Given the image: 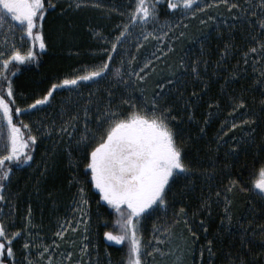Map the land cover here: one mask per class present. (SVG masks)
Returning a JSON list of instances; mask_svg holds the SVG:
<instances>
[{
  "label": "snow or ice",
  "instance_id": "1",
  "mask_svg": "<svg viewBox=\"0 0 264 264\" xmlns=\"http://www.w3.org/2000/svg\"><path fill=\"white\" fill-rule=\"evenodd\" d=\"M158 4L159 0H134L126 20L114 25L108 34L93 28L92 34L100 43V47L95 49L100 54L99 62L83 66L82 71L74 70L66 74L22 109L15 101L13 76L20 63L34 61L39 55L37 49L46 48L42 22L45 13L53 9L55 3L54 0H0V29L13 38L18 31L19 39L29 42L24 50L16 46L14 39L5 40L8 51L0 48V139L3 140L4 149V154H0V201L6 200L12 167L19 168L32 160L31 147L37 140L29 125L20 121L19 117L29 110H39V106L50 104L54 90L66 86H74L70 90H77L81 86L80 82L99 83L104 78L111 79L109 73H114L120 78L118 83L125 86V94L118 101L113 103L114 93L112 89H106L105 96L95 102L93 112L90 105L94 93L90 92L83 108L73 112L56 129L72 138L71 130L77 124L82 126L75 140L76 148L83 152V166L90 171V183L98 190L99 200L106 202L116 215L114 224L118 230H106L103 236L117 244L128 241L126 264H146L147 257L153 253L165 254L158 245H163L173 235L170 231L172 225L183 221L188 237L181 234L184 245L181 252L192 255V264H217V244L223 243L225 234L231 239L223 252L222 264H264V0H165L166 8L171 10L169 15L177 14V20L162 26L157 24L155 30H145L137 36L134 45L136 49L149 37L157 40L158 45L164 44V47L157 46L150 57L141 58L134 67L137 57L127 51L132 28L137 24L143 26L159 21ZM89 5L101 7L99 0H72L68 7L79 9ZM220 5L224 6V12L210 14L200 20L201 24L212 20L217 37L227 32L222 46L217 47L215 60H211V51L205 47L211 39L209 33L192 38L199 42L200 55L187 63L181 57L175 68L169 65L168 75L160 76L151 94L146 95L148 80L155 72L153 61L174 49L173 44L165 43L168 31L181 27L182 21L196 18L198 13L219 8ZM238 26L242 38L248 41L244 47L235 43L234 33ZM183 27L186 28L187 24H183ZM184 36L185 33L181 31L171 39ZM238 49V58L229 65L228 62ZM117 58L119 66H116ZM210 63L213 64L211 74ZM125 64L129 70L127 75L121 71ZM221 72L224 73L222 76ZM249 73L250 82L244 84ZM189 76L193 86L186 97ZM218 76L222 79L219 90L228 107L224 119L220 121L216 151L225 143L227 148L223 158L208 157L207 163H202V157L193 159L184 152V141L187 138H181L171 122L183 119L184 116L195 120L194 109L204 98L203 94L209 93L212 79ZM130 80L133 81L132 85ZM237 84V87H233ZM129 87L139 89L141 103L138 104L127 94ZM204 103L207 111L202 116L203 122L198 125L200 134H204L205 126L220 111L219 98L209 94ZM120 105H126L127 110H122ZM14 116L18 122H14ZM93 122L95 129L91 127ZM228 132H232V135L225 140ZM249 152L258 157V167L253 172L254 178L246 184L239 174L234 176L230 169L234 162H238L237 157ZM196 181L202 185L216 183L219 186L215 190L208 187L207 195H201L199 205L192 215L203 212L205 216L211 217L213 204L220 209L219 226L212 235L208 233L204 217H200L199 227L205 233V240L198 250L189 243V238L192 243L198 241V233L191 227L186 209L183 206L178 209L175 207L178 201L177 193L173 190L177 184L184 190H193ZM237 192L246 194L243 201L245 211L241 215L234 214ZM73 203V211L78 212L79 218L61 221L55 236L63 239L66 232L79 229V252L91 259L89 244L86 242L90 230L88 200L83 186L78 187ZM169 208L173 209L174 216L171 224L153 225L154 235L151 240L156 243L145 244L138 234L141 218L160 211L167 212ZM30 213L29 208L28 216L25 217L29 223L25 224V228L29 227ZM21 235L20 229L10 230L5 218L0 217V264H21L12 246L13 240ZM51 243L58 247V240ZM22 247L23 264H40V260L52 264L53 256L45 255L49 253L48 245L42 242L38 245L37 241L25 238ZM31 248H38L39 259H33ZM71 257L72 252L68 251L60 264H65ZM73 264H82V260L77 259ZM175 264H185L183 254L177 257Z\"/></svg>",
  "mask_w": 264,
  "mask_h": 264
},
{
  "label": "trees",
  "instance_id": "2",
  "mask_svg": "<svg viewBox=\"0 0 264 264\" xmlns=\"http://www.w3.org/2000/svg\"><path fill=\"white\" fill-rule=\"evenodd\" d=\"M108 1L111 2V6L113 5L115 7L124 6V3L129 4V9L134 6V0ZM158 9L159 21L156 23L150 22L143 26L137 24L132 29H141L145 31V28L155 27L157 24L166 23V21L176 22L177 18L174 19L172 14L169 15L170 10L166 8V4L159 2ZM128 10L122 16V21L128 16ZM222 10L224 12V7H222ZM50 13L55 17L52 20L48 18ZM56 13V9H49L44 17V25L46 26L44 33H47V36L50 37L49 43L51 42V52L37 49L39 52L37 58L34 61L20 63L13 76L15 101L22 109H24L26 104L31 103L33 99L46 92L52 83L63 79L62 75L71 73V70L74 69L77 64L81 66L84 64L82 62H86V59H88L85 58L86 50L82 48L84 47V40H86V37L88 38L89 35L84 32V24L89 21L91 24H94V26H97L99 22L103 21L106 25V19L101 17L102 15L99 18L98 16H94V14L88 15L86 13H79V15H77L71 11L60 16H57ZM225 16H227V13H225ZM205 18L206 15L204 13L198 15L196 18H188L181 22V27L179 28L187 33L191 32L188 31L191 29V21L193 20L195 22L194 24L199 28L203 26H199L200 20ZM46 20L48 22H46ZM207 22H209V20H206V23ZM185 23L187 24L186 28L183 27ZM197 28H194V30ZM204 33H209L211 36L210 41L205 44V47L211 51V60H215L217 47L222 46L224 39L227 37V32L225 31L222 37H217L216 31L206 30ZM234 35L237 45L241 47L247 45L248 41L242 38L239 26ZM88 39L91 40V38ZM56 42L58 47L55 45ZM179 45L180 43L176 46L178 47ZM67 49L68 52L66 51ZM69 51H71V53ZM88 52L91 53L90 51ZM174 53L179 55V58L183 57L187 63L195 56L200 55V46L199 44L195 46L193 44V46L190 45L188 48H178ZM238 56L239 49L228 62L229 65L235 63ZM90 58L91 57H89V59ZM212 67L213 64L210 63L209 74H211ZM223 74L224 73L221 72V76ZM250 79L251 73H249V77L243 81V83H249ZM188 80V89L185 91L186 97L193 86L190 76ZM118 81H115V83L111 85V88L113 87L112 90H114L112 98L113 103L118 101L122 94H125L123 84L118 83ZM101 82H103V79L99 81V83ZM80 83L81 86L77 90H70L74 86H66L64 89L54 90L53 97L50 98V104L39 106V110H29L28 113H24L19 117L20 121L29 125L32 134L37 136V140L31 147L32 160L19 168L15 166L12 167L10 181L6 189V200L0 201V217L5 218V223L10 230L15 231L16 229H20L22 232V235L14 239L12 243L16 258L21 261V264H23L24 251L20 254V246L24 242V239L40 240L51 234L57 220L63 216L66 204L70 201L71 197L77 195V189L80 186L84 187L86 197L92 201L91 224L92 229L95 230L96 244L100 257H103L106 264H126L128 241H125L120 247L112 246L108 243L107 238L103 236L106 230H118L114 224L116 215L106 202L99 200L97 195L98 190L90 183V171L83 166V152L78 151L76 148L75 140L79 137L82 126L77 124L76 128L73 130L75 135L72 138H69L67 134L64 135V133L56 131L63 121L67 120L73 112H79L83 108L85 101L89 99L90 92L94 93L91 97L93 103L90 105L91 110L94 112L96 107L95 102L103 98L106 94V89H108L92 88L91 86L96 83L91 81ZM221 83L222 79L219 76L212 79L209 93L203 94L204 98L194 109L195 120H189L187 116H184L183 119L171 122L172 127L178 131L180 137L187 138L184 141V152L193 159L202 157V163H207L208 157L223 158L224 151L227 148V143H225L220 147L218 152L216 151V136L221 127L220 121L224 119L228 107L225 97L219 90V85ZM238 84L233 85V87H237ZM153 85L154 84L151 82L148 83L146 95L151 94ZM197 87H199V85H197ZM78 92L82 93V95L78 94ZM73 93L77 94V96H74L77 98L69 101ZM209 94L219 98L220 111L213 116L210 123L205 126L204 134H200L198 132V125L203 122L202 116L207 111L204 101L208 99ZM253 94L255 93H250L249 95ZM131 96L138 104L142 102L140 100L141 92L139 89L135 97L133 95ZM5 98L7 99V97ZM120 107L122 110H127L126 105H120ZM14 122H18L15 116ZM91 127L95 129L96 125L94 122ZM231 135L232 132H228L224 139H229ZM69 153H71V156H69ZM257 159L258 157L252 152L237 157L236 160L238 162L233 163L230 171L234 176L239 174L246 184L250 183L251 179L254 178L253 172L255 168L258 167L256 163ZM85 173H88V175H85ZM73 177H75V179H73ZM224 178L225 180L227 179L226 176ZM77 181L80 183H77ZM217 186L219 185L216 183L202 185L200 181H196L193 190H184L180 184H177L173 189L177 193L176 200L178 201L175 207L178 209L180 206H183L187 211L193 213L199 205L201 195H207L208 187L215 190ZM235 195L234 214L241 215L245 211L243 201L246 194L237 192ZM54 206L57 209L56 212L54 211ZM29 208L31 209L30 224L28 228H25V224L29 223L25 219V217L28 216ZM197 214L199 215L197 219H200L201 216L204 217L208 224L209 235L214 234L219 226L220 209L213 204L211 217L205 216L203 212H198ZM173 218L172 208H169L167 212L160 211L147 218L142 217L139 225V235L142 241L145 244L149 242L155 244L156 242L151 240L154 235L153 225H170ZM177 224L172 225L170 229L172 233L178 226ZM29 232L31 235H28ZM197 233L199 241L196 243L195 249L198 250L205 240V233L200 229L199 225ZM230 239L231 238L225 234L223 243L217 244V264H222L223 252L230 243Z\"/></svg>",
  "mask_w": 264,
  "mask_h": 264
},
{
  "label": "rangeland",
  "instance_id": "3",
  "mask_svg": "<svg viewBox=\"0 0 264 264\" xmlns=\"http://www.w3.org/2000/svg\"><path fill=\"white\" fill-rule=\"evenodd\" d=\"M71 2H72V0H54V3H55L54 9H56V11H57L56 15L57 16L58 15L59 16L64 15L68 11H71L77 15H79V13H81V14L86 13L88 15L94 14V16H98L99 18L102 15L101 17H104L106 19L105 20L106 25L104 24L103 21L99 22L97 26H94V24H91L89 21L86 22V24H84L85 25L84 32L89 35L88 38H91V40H89L86 37V40H84V42H83L84 47L82 48V49L86 50L85 58H88V59H86V62H82L84 64L81 66H79V64H77L74 67V69L71 70V73H73L74 70L77 72L82 71L83 66H85V65L91 66L94 62L95 63L99 62L100 54L98 52H96L95 49L100 47V43L97 41V38L95 36H93V34H92L93 28L99 29V31L104 33V34H108L111 30H113L114 25H116L117 23L122 21V16L129 9L128 8L129 4L124 3L125 4L124 6H121V7L116 6L115 7L113 5L111 6V4H110L111 2L108 0H99L101 7H94V6L89 5L86 7H81L79 9H76V8L68 7V5ZM218 12H223L222 7L219 6V8H212V9L208 10L205 13V15L207 16L210 14H216ZM120 13H123V15H121ZM49 15H50L48 17L49 20L50 19L52 20L53 18H55V17H53L54 15L52 13H50ZM126 18L127 17H125V20H126ZM220 18L221 17H218V19H220ZM123 21H124V19H123ZM44 22H45V18L42 22V34H43V38H44L45 43H46V48L43 51H46V52L50 51L51 52V48H50L51 42L49 43L50 37L47 36V33H44L45 28H46V26L44 25ZM46 22H48V21L46 20ZM166 22L173 23V21H166ZM191 23H190L191 25L189 24L191 29L188 30L191 32H188V33L185 32L183 29H180L179 27L173 28L171 31H168V29H165V31H168V37L165 38V43L166 44L167 43L173 44L174 49L169 50L166 56L160 57L159 59L153 61V63L155 64V72H153L152 75L150 76L148 83L151 82L154 84L155 81L160 78V76H167L168 72H169V65H171L173 68L177 67L178 61L180 58H179V55H176L174 53V51L176 49L178 50V48H188L190 45L193 46V44H194V46L198 45L199 44L198 40L192 39V38H199L201 36V34L204 33L206 31V29H208V27H204V26H206L207 24L209 25V23L213 24L214 22L212 20H209V22H207V23L206 22L204 24L200 23L199 26H202V25L203 26L199 27V28H197V25L194 24L195 22L193 20L191 21ZM164 24L165 23H162L159 25L162 26ZM156 27L157 26L151 27V28H145V29L147 31H153L156 29ZM194 28H197V29L194 30ZM145 29H143V30H145ZM178 30L180 32L184 31L185 36L179 37L178 39H175V40L171 39V37L173 35H176V36L179 35ZM141 32H142L141 29H134V30L132 29V37L130 38L129 44L127 45V51L129 53H134L137 57V61L134 62V64H133L134 67L136 66L137 63H139L141 61V58L150 57L151 54L156 51L157 46L158 47H164V44L158 45L157 40L153 39L152 37H149L147 40L143 41L142 46L139 49H136L134 45L137 42V36ZM19 36H20V33L18 31L15 32V37L13 38V36L11 34L6 35L4 30L0 29V48H3L5 51H8L7 44L5 43V40L12 41L14 39L16 46L19 47L21 50H24L25 48H27L29 46V42L28 41H21L19 39ZM178 43H180V45L177 47L176 45ZM55 45L57 46V42ZM87 50L90 51L91 53H89ZM66 51L68 52V49ZM69 52L71 53V51H69ZM156 54H157V56H159L158 52ZM70 56H72V55H70ZM88 56L91 58L89 59ZM85 58H83V59H85ZM79 62H81V61H79ZM116 66H119L118 58L116 61ZM121 71L124 75L128 74L129 70H128L127 64H125L123 66ZM71 73H65L62 76L64 77L66 74H71ZM109 75L111 76V79L104 78L103 82H101L99 84L96 83L91 87L92 88L94 87L95 89L103 88V90H105L106 88L112 89L113 87L111 88V85H113V83H115V81H118L120 78L115 76L114 73H109ZM129 83H130V85H132L133 81L130 80ZM133 87H129L127 89V94L133 95L135 97V95H137L138 88H136V90H133ZM123 88L125 89L124 85H123ZM115 89H117V88H115ZM112 91L114 93V90H112ZM74 96H77V94L73 93L71 95L69 101H72L75 98H77ZM64 135H65V133H64ZM74 135L75 134L73 133V137H74ZM0 154H4L3 140L2 139H0ZM74 197H71L70 201L66 204L65 212H64L63 216L57 220L56 225L53 227V229L51 231V234L46 236V238H44V239L43 238L40 240L36 239L35 241H37L38 245H39V243L42 242L43 244L49 246V253H47L45 255L51 254L53 256L52 264H60V261H62L64 259V256L66 255V253L68 251L72 252V257L70 259H68L65 262V264H73V262L76 261L77 259L82 260V264H106L105 261L103 260V257L102 256L100 257L98 247L96 244L97 240L95 238V230L92 229V224H91V222H92V219H91V216H92L91 215V212H92L91 202L92 201H90L87 197H86L88 200L87 212H88V223L90 226V230L87 234L88 240L86 242L89 244L88 251L90 253L91 259H89V257L82 256L81 253L79 252V247L81 245V231L79 229H77L74 232L73 231L66 232L65 238H63V239L55 236V233L57 232L61 221L65 220V219L79 218L78 212L73 211V209L75 208V204L73 203ZM56 210L57 209L54 206V211L56 212ZM187 212L189 213L188 219H189L191 227L193 228L194 231L198 232L199 219H197V218L199 215L196 214L194 216V215H192V212H189V211H187ZM177 225L178 226L173 231V235L167 241H165V243L163 245H158L159 247H161L164 250L165 254L160 255L159 253H153L152 256L147 257L146 264H175L177 257L180 256L181 254H183L185 264H192V255L188 252H183V253L181 252V250L183 249V246H184L183 240L181 239V234H183V236L185 238H187L188 237L187 229H186L183 221H181ZM139 231H140V227H139ZM53 240H58V247L52 245L51 242ZM198 241H199V237H198ZM108 243L112 246H119L120 247L125 243V241L121 242L120 244H117L114 241H108ZM189 243H190L191 247L196 248V243H192L190 238H189ZM22 244L20 246V254H22L21 252L24 251ZM37 252H38V248H32L31 249V256L33 257L34 260L39 259V257L37 256ZM40 264H46V261L40 260Z\"/></svg>",
  "mask_w": 264,
  "mask_h": 264
},
{
  "label": "flooded vegetation",
  "instance_id": "4",
  "mask_svg": "<svg viewBox=\"0 0 264 264\" xmlns=\"http://www.w3.org/2000/svg\"><path fill=\"white\" fill-rule=\"evenodd\" d=\"M160 3H164L165 4V0H159ZM222 7H224L223 5H220ZM171 11V10H170ZM208 10H206L205 12H201V13H198L197 14V17L198 15H201V14H205ZM173 15V18L176 19L177 18V14H172ZM206 27H208V29L206 30H211V31H216V27H215V24L213 23H210L209 25H207ZM246 27V26H245Z\"/></svg>",
  "mask_w": 264,
  "mask_h": 264
}]
</instances>
